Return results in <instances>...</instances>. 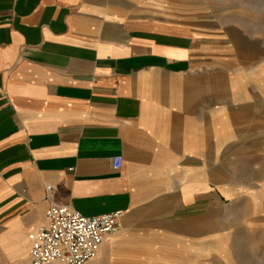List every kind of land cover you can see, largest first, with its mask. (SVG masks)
Instances as JSON below:
<instances>
[{
  "label": "crops",
  "instance_id": "0c3cea01",
  "mask_svg": "<svg viewBox=\"0 0 264 264\" xmlns=\"http://www.w3.org/2000/svg\"><path fill=\"white\" fill-rule=\"evenodd\" d=\"M167 1L0 0V264H26L51 204L124 213L86 264H176L158 239L198 264L215 196L262 204L228 182L264 159V59Z\"/></svg>",
  "mask_w": 264,
  "mask_h": 264
},
{
  "label": "rangeland",
  "instance_id": "374dc122",
  "mask_svg": "<svg viewBox=\"0 0 264 264\" xmlns=\"http://www.w3.org/2000/svg\"><path fill=\"white\" fill-rule=\"evenodd\" d=\"M165 6L167 22L180 16L182 24L205 23L210 29L225 32L223 37L227 34L235 45H246V58L255 51L264 59V0H169ZM229 169L231 187L264 190V159L256 165L230 164ZM255 198L259 197H232L220 202L215 196L213 244L199 249L198 264H264V196L262 204ZM182 231L184 234L191 228L185 226ZM192 241L187 239L182 245L178 239H158L159 245L169 250L160 256L176 264H195L191 257L175 258L174 252L189 247L183 253L189 257L186 252L192 253L195 247Z\"/></svg>",
  "mask_w": 264,
  "mask_h": 264
},
{
  "label": "built area",
  "instance_id": "2783aa9c",
  "mask_svg": "<svg viewBox=\"0 0 264 264\" xmlns=\"http://www.w3.org/2000/svg\"><path fill=\"white\" fill-rule=\"evenodd\" d=\"M114 170L122 166L121 157H113ZM50 187H46V192ZM124 216L121 211L85 217L68 206L51 204L45 212V224L29 233L26 264H86L97 254L105 238L114 234Z\"/></svg>",
  "mask_w": 264,
  "mask_h": 264
},
{
  "label": "bare ground",
  "instance_id": "6f19581e",
  "mask_svg": "<svg viewBox=\"0 0 264 264\" xmlns=\"http://www.w3.org/2000/svg\"><path fill=\"white\" fill-rule=\"evenodd\" d=\"M116 232H117V230L115 231V233H116ZM115 233H114V234H115ZM110 237H111V236H110ZM100 247H101V246H100ZM99 249H100V248H99ZM98 251H99V250H98ZM97 253H98V252H97ZM96 256H97V254L95 255V257H94L93 259H95ZM93 259H92V260H93ZM92 260H91V261H92Z\"/></svg>",
  "mask_w": 264,
  "mask_h": 264
}]
</instances>
